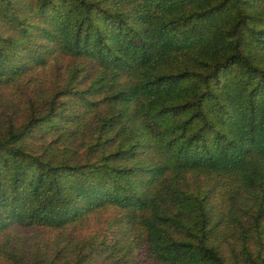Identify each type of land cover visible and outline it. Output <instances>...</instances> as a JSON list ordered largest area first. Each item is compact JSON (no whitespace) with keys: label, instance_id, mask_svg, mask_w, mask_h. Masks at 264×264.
I'll return each instance as SVG.
<instances>
[{"label":"trees","instance_id":"1","mask_svg":"<svg viewBox=\"0 0 264 264\" xmlns=\"http://www.w3.org/2000/svg\"><path fill=\"white\" fill-rule=\"evenodd\" d=\"M0 264H264V0H0Z\"/></svg>","mask_w":264,"mask_h":264}]
</instances>
